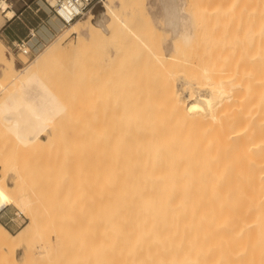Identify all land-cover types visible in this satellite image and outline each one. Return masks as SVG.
Listing matches in <instances>:
<instances>
[{"label": "bare ground", "instance_id": "6f19581e", "mask_svg": "<svg viewBox=\"0 0 264 264\" xmlns=\"http://www.w3.org/2000/svg\"><path fill=\"white\" fill-rule=\"evenodd\" d=\"M142 1L140 8L144 6V0ZM201 1L203 6L204 0ZM165 2L163 21L171 33L172 51L178 52L180 48L190 46L195 32L185 27L184 32L180 33L179 23L186 16L180 0ZM196 2L197 7L200 6L199 8L204 11L205 6L202 7L201 4L198 5V1ZM116 3L117 0H105L102 5L104 11L98 16L95 15L94 22L92 21L94 15L89 12L84 21L80 18L71 20L57 38L52 39L21 68L16 67L13 56L9 55V58L5 56L6 51L4 52V46L0 42V66L4 68V76L11 77L13 84L20 82L17 83L18 86L14 85L16 88H13L15 90L10 92L7 100L13 111L20 115L22 122L28 127L35 124L51 127L49 115H54L49 106L50 99L42 98L32 80L38 78L41 68L49 58L61 53L63 42L73 34L77 38L71 49L73 52L77 49L82 50L89 44L102 43L107 37L119 34L120 29L117 33L113 23L119 20L123 24L124 21L117 12ZM230 3L232 8L233 2ZM218 4L216 3L217 6ZM237 4L238 2L235 3ZM127 5L126 7H131V4ZM8 6L7 0H0V7L4 8L3 15H0V26L13 16V10L7 9ZM219 7L223 9V6ZM228 7L224 8L225 12ZM215 9L217 14V8ZM248 9L245 12L248 13L250 11ZM252 9L254 12H260H257L259 17L261 13L262 15L260 25L258 21L255 22L257 15L255 20L252 19L255 23L254 37L252 41L248 40V47L252 43L253 48L251 52L248 51V58L247 50L244 51L246 52L244 57L249 64L247 70L241 66L240 61L234 64L230 62L229 55L231 58L234 55H223L228 51L224 49L226 46H222L227 38L221 37L225 42L222 44L221 39L214 37L217 32L219 33L218 28L226 26L225 22L223 27L220 23L218 30L214 28L216 32L212 31V34L216 33L213 37L219 40L221 46L217 41L216 45L215 41L212 42L215 47L211 46L212 37V39L209 37V44L208 41L206 43L201 39L204 44L213 48L212 52L219 55L211 52L216 58L211 55L210 58L213 57L214 60L207 58L209 61L206 65L192 63L190 56L192 62H188V67L198 66L195 68L199 70L196 71L194 68L195 72L192 69L190 73L186 71V77L176 73L180 77L179 87L178 85L175 87L174 81L172 85L169 84L171 87L162 90L164 95L160 91L173 111V115L169 114L168 121H159V116L156 115L152 117L151 111L152 113H149L151 116L148 115L146 119H149V122L143 123L142 120L138 123V120L136 123L132 118L135 125L133 122L128 129L105 131L101 147H94L92 152L89 147L88 152L84 150L87 159L91 158L92 153L91 164L88 162L86 167L85 161H79L77 178H90V185L87 183L90 186L88 201L90 226L88 236L81 232L76 237L75 258L84 257L86 264H264V0H254ZM140 11L144 14L143 8ZM196 11L197 14L199 10ZM242 11L240 16L241 13L244 14ZM253 11L251 10L252 13ZM222 15L226 16L228 13L222 12ZM236 15H233L234 17L231 15L233 18L228 16L232 25H235L233 20H239V16ZM146 17L144 14L143 20H138L136 23H139L138 27L143 21H150L149 15ZM200 18L201 23L197 22L199 24L197 29L201 28L199 30L205 32L202 31V27L205 26L202 20L204 17ZM250 19L249 22H252ZM243 22L246 21H242L240 25ZM126 24L124 26L130 30L128 22ZM232 25L231 29H237L236 26L232 28ZM146 26L148 25L145 24L141 28L145 30ZM151 26L154 25L150 24L148 27ZM132 30L133 26L131 33ZM221 33L220 36H223ZM231 34L229 33L230 37ZM154 36L156 34H153ZM199 36L203 38V34ZM202 42L200 45H204ZM194 46L196 50L197 46ZM218 46L219 49L223 47L222 56L221 52H218L220 50L216 48ZM203 47L207 48V45ZM160 51L163 52L162 47ZM160 55L164 56L163 53ZM160 55L157 54V58ZM170 55L169 59L172 60ZM169 59L164 60L166 67L171 61ZM183 59H180L181 64ZM176 62L177 60L174 66ZM164 73L166 75V72ZM144 117L141 118L145 120ZM150 117L154 122H151ZM60 151L65 152V156L71 152H68L67 148ZM7 186L0 165V209L12 201ZM31 190L32 196L24 193L17 197L21 208L27 211L29 222L16 234L11 233L0 223V249H9L13 244L24 249L23 242L32 234L39 222L38 211L35 209L41 207L42 211L48 210L47 205L41 204L46 193L38 192L35 187ZM64 237L65 232L57 233L55 247L51 251H46L48 254L46 256L54 255L55 250L60 253V250L64 249ZM24 254L26 259L29 255L26 248Z\"/></svg>", "mask_w": 264, "mask_h": 264}, {"label": "rangeland", "instance_id": "374dc122", "mask_svg": "<svg viewBox=\"0 0 264 264\" xmlns=\"http://www.w3.org/2000/svg\"><path fill=\"white\" fill-rule=\"evenodd\" d=\"M8 1L11 2L10 0ZM49 1L50 0H44L48 6ZM133 1L134 0H117V12L124 21L123 24L119 20L113 23L117 33L120 29L119 34H116V36L107 37V39L102 43L89 44L83 49L81 48L82 50L77 49L74 52L71 49L73 48L77 38L73 34L63 42V50L61 53L49 58L41 68L38 78L32 80L34 87L41 93L42 98L50 99L49 106L52 113L54 114L49 115L52 121L51 127H44L40 126L39 124L28 127L26 123L22 122L20 115L13 111L9 101L7 100L10 92L15 90L13 89L15 87L14 85L18 86L20 82L18 81L19 84H17L18 82L13 84L11 77L7 78L4 76V68L2 65L0 66V90L3 91H0L1 172L3 173L5 181L8 185L7 187L9 189V193L12 197V201L8 203L11 204L9 206V210H12V206H16L23 210L27 216V220L22 226L18 228L10 227L8 229L11 233L16 234L25 224L29 222L30 219L27 211L21 208L17 197L24 193L32 196V187H35L38 192L46 193L47 197L45 195L43 196L41 204L44 203L43 205H47L48 209L47 211H42L43 208L41 207L35 209L38 211V225H36L32 234L22 244L24 249L26 248L29 251V255L26 256V259H24V249L17 244H13L9 249H0V264H86L84 257H81V259L75 258V254L77 252V248L75 247L76 237L81 232H83V234H87L88 236V229L90 226V206L88 204L90 192V186L88 185H90V178H77V165L79 164V161H85L86 167L88 162L91 164L90 159L92 158V153L91 158L87 159L85 157L87 153L85 152H88L89 148L92 152L94 147H101L103 144V132L109 130L117 131L124 128L128 129L134 120L136 123L138 120V123L142 120L143 123H145L149 122V119L146 120L149 116L152 115L153 117V115H156L159 116V121H168L169 116L173 115V111L170 109L165 97L162 96V90L166 89L167 87H171L169 84L172 85V82L174 81L175 84H173L175 87L177 88V85L179 87L178 80L180 77L178 74H180V76L186 77V71H189L190 73V70L192 69L193 72H195L194 68H198V66H191L192 63L200 65L202 63V65H206L209 59H213V57L210 58L211 55L216 54L217 52H212L213 48L208 45L210 42L209 39L211 37L213 38H211V46L215 47L216 45L217 39H214V37L218 38L219 40L221 39L220 42H222V44L226 42V45L224 44L222 46H226L224 48L225 51L228 50L230 53L226 51V53H223V55H234L232 58L229 55L228 58H230V62H233L234 64L237 61H240L241 66L245 70H247L249 67V64H247L248 61H246V59L248 58L249 52L252 51L253 45L250 43V47H248V40H253V27L255 23H253L252 19L255 20V16L257 15V12H259H254V9H252L254 0L252 2H250L251 0L248 2L247 0H202L204 2L203 6H205L204 11L199 8L200 6L197 7L196 5V1H198V5L201 4L202 6L200 0H195V3L193 0L191 1L192 3H190V0H180L182 9L186 13L185 18L179 23L180 33L184 32L185 27H188L193 33L195 32V35L193 42L190 44L191 47L187 45L184 48H180L178 52L172 51L171 33L169 32V28L164 24L163 15L162 19L157 17L156 12L158 9L155 4L156 0H144V6L142 7V12L145 14V16H147L146 18H148L149 15V20L152 22L151 23L150 21L146 20L142 23H145L148 26H150V24L154 25L151 26L152 29L151 27L146 26V29H151L150 31L149 29L148 31H145L146 29L143 30L141 28V26H144L145 24L142 25V23H140L141 26H137L139 25V23L136 24L138 20H143L144 17V14L140 13V10L142 9L140 7L142 6L141 3L143 1L140 0V2L142 1L141 3L138 0H135L134 2ZM136 1L139 3V5H137L138 3H135ZM158 1L162 3L163 6L164 3H166L165 0ZM215 1L216 3L222 4H218L217 6ZM235 1L238 2L237 5H239V3L240 5H235V3H237ZM188 2L191 6L188 4ZM230 2H233L232 8ZM125 3L128 5L131 4V7L128 5V7H126ZM133 3H135V5ZM241 3L245 4L244 8L243 4ZM259 3L260 2L257 4ZM102 5L95 8L94 11L89 12L94 15L92 18L93 22L95 15L98 16L104 11ZM163 6L162 11L164 13ZM193 6L196 7V9L193 8ZM219 6H223V9L221 10ZM233 6L236 7L233 8ZM215 7L217 8V14L215 12L216 9L214 10ZM218 7L220 8V11L218 10ZM227 7V12H225L226 10L224 8ZM246 8H249V12H251V10L253 11L254 14L252 12L251 13L254 18L252 15H250L251 13L245 12L247 10ZM194 9L195 11L198 9L199 14H196ZM230 9L231 11H238L231 14V11H229ZM244 9L246 10L244 11ZM3 10L4 8L0 7V15H3ZM241 11L246 15L241 13L240 16ZM222 12L223 14L228 13V15H226L227 17L229 15L231 17V15L233 16L239 14L236 15L239 16V20H233L235 25H232V21L229 19L230 17H228V21L227 17L222 15ZM198 15L204 17L202 20H204L205 26L204 28L202 27V31L205 30V32H201V28L197 29V25L199 26L198 23H201V18L200 16L198 17ZM261 15L262 13L260 14V17L256 16L255 20L256 23L257 21L259 22V25L261 22ZM244 16L246 19H244ZM250 16H252V18ZM87 17L88 13L79 18L81 21H84ZM196 17L198 19H196ZM240 17L243 18L241 19ZM247 17L249 18L247 19ZM210 18L211 21H209ZM257 18H259V20H257ZM249 19L252 20V22H249ZM213 20L218 22L216 23V21L214 22ZM240 20L246 21L243 22L244 24H241L243 25L242 27H240V23L242 22H240ZM226 21H228V23ZM230 21L232 28L236 26L235 28L237 29L233 28V30L230 28ZM127 22L128 26L130 25V30L133 26L132 31L136 35L133 32L131 33V31L125 27ZM146 22H148V24ZM210 22H212V24ZM224 22L228 27L227 29L225 28L226 26L223 25ZM220 23L222 24V27L224 26L223 28H218V24ZM237 23H239V26H237ZM247 23L250 25L248 26ZM246 25L248 27H246ZM66 27V25H63L62 29L55 38H57L61 31ZM153 27L156 28L154 29ZM214 28H216V31L219 29V33H215L218 37L214 34V32H216L213 30ZM198 30L201 33H197ZM232 30L234 32H232ZM137 31H139V33ZM142 31L144 32L142 33ZM212 31H214L213 34ZM150 32L151 34H149ZM220 33L223 36H220ZM224 33L227 35H224ZM229 33H232L231 37ZM153 34H156V36L153 37ZM199 34H201V36L203 34V38H201ZM206 34H209V36ZM155 37L159 40L155 39ZM221 37L223 39L227 38V41H222ZM201 39H204L205 42L208 41V44H204ZM200 40L204 45H200ZM219 40L217 41V44L221 46ZM50 41L46 42V44H48ZM196 41L197 43H194ZM0 42L4 46V52L6 51L5 56H7V58L10 56L14 57L17 68L27 65V63H29L39 51L44 49L46 45L45 44L42 46L39 50L32 49V53L30 55H25L23 53H16L14 50L9 48L8 45L1 39V37ZM212 42H214L215 45L214 43L212 44ZM194 45L197 46L196 50ZM205 45H207V48L203 47ZM219 46L216 48L219 49ZM161 47L163 52L160 51ZM221 49H219L220 51L218 52H221ZM158 52L163 53L164 56L160 55L161 53ZM155 53L162 57L158 56L157 58V54ZM179 53L182 54L179 55ZM244 53L247 54V58L244 57ZM242 54L244 58L242 57ZM169 55L173 61L169 59ZM218 55L216 54V56ZM220 55L222 56V52ZM190 56L192 57L193 62L191 61ZM213 56L215 57V55ZM238 57L240 58L238 59ZM159 58L163 59L160 60ZM181 58H184L182 63L183 66L180 63V61H182L180 60ZM207 58L209 59L207 60ZM167 59L171 61L168 62L169 64L167 63L168 65L166 67V64L164 65V63ZM176 60L177 62L174 66ZM188 62H192L191 65H189L191 67H188ZM249 63L251 64V62ZM164 67H166V70H164ZM198 70L196 69V71ZM164 72H166V75ZM171 73H173V76ZM169 74L171 78H169ZM167 76L169 79H166ZM172 77H175V79L173 80ZM162 80H164V82ZM151 111L153 114H151ZM149 113L151 115H149ZM141 115L143 117L145 116V120L141 118ZM150 120H152L151 122H154L152 118ZM127 121L128 124L130 122V125L127 124ZM65 148H67L68 152L71 151L69 154H72V157L69 154L65 156V152L60 151L61 149ZM65 157L67 158L65 159ZM80 212H82V214ZM58 232H65V247L64 249L60 250V253L55 250L53 252L54 255L46 256L48 255L46 251H51L53 247H55V240ZM20 260L23 261L21 262Z\"/></svg>", "mask_w": 264, "mask_h": 264}, {"label": "crops", "instance_id": "0c3cea01", "mask_svg": "<svg viewBox=\"0 0 264 264\" xmlns=\"http://www.w3.org/2000/svg\"><path fill=\"white\" fill-rule=\"evenodd\" d=\"M10 1L7 9L13 10V16L0 26V37L7 45L14 40L25 39L31 52L32 49L39 50L46 42L54 39L64 25L44 0ZM155 4L157 17L162 19L163 4L158 0Z\"/></svg>", "mask_w": 264, "mask_h": 264}, {"label": "built area", "instance_id": "2783aa9c", "mask_svg": "<svg viewBox=\"0 0 264 264\" xmlns=\"http://www.w3.org/2000/svg\"><path fill=\"white\" fill-rule=\"evenodd\" d=\"M104 1L105 0H53V2H49V7L63 24L67 25L71 20L82 17L90 11H94V9L102 5ZM8 47L16 53H23L25 55H30L32 53L25 39L14 40ZM10 205L11 204H7L0 209V222L7 228H18L26 222L27 216L23 210L16 206H12V210H9Z\"/></svg>", "mask_w": 264, "mask_h": 264}]
</instances>
